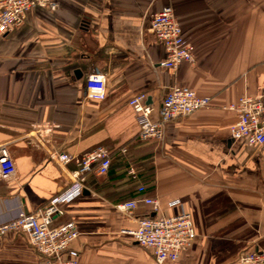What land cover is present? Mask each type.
<instances>
[{
    "label": "crops",
    "instance_id": "1",
    "mask_svg": "<svg viewBox=\"0 0 264 264\" xmlns=\"http://www.w3.org/2000/svg\"><path fill=\"white\" fill-rule=\"evenodd\" d=\"M55 1L56 11L34 8L0 37V145L17 168L0 180V223L70 186L78 165L61 166L52 152L103 146L108 173H88L56 221L76 224L71 250L80 264H156L132 237L135 221L115 209L143 198L159 201L157 215L191 214L194 245L167 264H238L243 253L264 250V146L234 141L237 115L225 109L264 91V0ZM166 6L194 46L195 67L160 66L166 55L150 22ZM92 71L107 77L102 101L86 98ZM174 86L209 97L210 106L169 123L161 143L141 141L130 99L146 94L158 111ZM135 214L154 216L144 203ZM38 263L25 235L0 238V264Z\"/></svg>",
    "mask_w": 264,
    "mask_h": 264
},
{
    "label": "built area",
    "instance_id": "2",
    "mask_svg": "<svg viewBox=\"0 0 264 264\" xmlns=\"http://www.w3.org/2000/svg\"><path fill=\"white\" fill-rule=\"evenodd\" d=\"M34 8L56 11L58 4L55 0H0V37L21 27ZM150 24V31L165 51V59L160 63L162 68L176 72L184 63L196 66L194 46L184 37L182 27L170 6L153 15ZM85 88L87 99L104 100L107 96L106 75L92 71L86 77ZM210 104L209 97L199 96L186 86H174L163 99L158 111L148 103L146 94L136 95L129 101L136 115L139 139L158 143L163 141L169 123L206 109ZM225 109L237 115L231 127V138L234 141H243L252 147L264 146V91L257 95L245 93ZM122 150L123 153L127 152L126 149ZM50 157L61 166L72 162L78 165V170L72 172L70 186L38 211L28 213L21 209L15 216L0 223V238L11 234L25 235L39 256L38 264H80L78 253L71 250L72 244L80 236L76 224L71 221L56 224V221L62 215L60 206L82 195L86 189L85 176L88 173L98 176L108 173L111 167L110 151L99 146L75 156L52 152ZM16 173V163L9 147L0 145V180H10ZM143 191L140 188V192ZM139 203L149 206L154 216H136ZM115 209L135 221L137 228L131 233L132 237L140 247L153 253L156 264L176 262L194 245L196 231L192 217L183 209L173 216L157 215L160 203L151 198L134 199L116 205ZM238 264H264V250L243 253Z\"/></svg>",
    "mask_w": 264,
    "mask_h": 264
}]
</instances>
